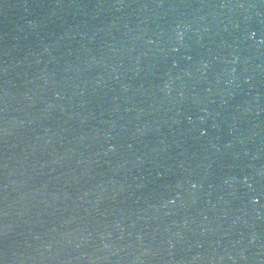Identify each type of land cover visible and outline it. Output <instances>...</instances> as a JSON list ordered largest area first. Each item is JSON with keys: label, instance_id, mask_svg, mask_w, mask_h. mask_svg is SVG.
<instances>
[{"label": "water", "instance_id": "obj_1", "mask_svg": "<svg viewBox=\"0 0 264 264\" xmlns=\"http://www.w3.org/2000/svg\"><path fill=\"white\" fill-rule=\"evenodd\" d=\"M0 264H264V0H0Z\"/></svg>", "mask_w": 264, "mask_h": 264}]
</instances>
